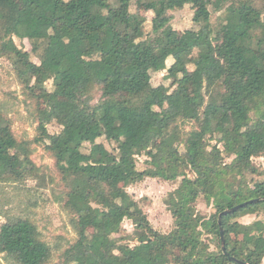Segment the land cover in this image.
<instances>
[{
  "label": "trees",
  "instance_id": "1",
  "mask_svg": "<svg viewBox=\"0 0 264 264\" xmlns=\"http://www.w3.org/2000/svg\"><path fill=\"white\" fill-rule=\"evenodd\" d=\"M134 1L142 5L0 0V55L25 88L46 94L42 103L37 97L36 143L56 161L77 234L52 263L53 251L35 224L9 219L0 227V255L11 264H262L264 220L245 225L239 219L264 213V182L250 186L246 179L258 174L253 159L264 158V0L262 8L226 7L228 0H148L154 17L146 42L147 19L131 12ZM186 6L197 29L179 33L169 13ZM210 6L226 12L217 30ZM14 38L31 42L40 64ZM163 71L172 86H152V74ZM53 122H62L57 135L47 129ZM188 124L190 131L182 129ZM100 139L116 144V151ZM31 153L0 112V183L33 178ZM143 155L148 168L139 171L136 158ZM226 157L234 159L227 164ZM146 179H181L166 201L174 220L170 233L155 230L126 190ZM201 197L216 210L208 220L197 212ZM255 200L220 226L223 212ZM124 220L135 228V246L114 237ZM205 234L217 239L216 250Z\"/></svg>",
  "mask_w": 264,
  "mask_h": 264
},
{
  "label": "rangeland",
  "instance_id": "2",
  "mask_svg": "<svg viewBox=\"0 0 264 264\" xmlns=\"http://www.w3.org/2000/svg\"><path fill=\"white\" fill-rule=\"evenodd\" d=\"M114 3V0H110ZM142 5L137 6L133 2L132 13L139 12L147 19L145 23L146 42L152 32L153 13L148 10L146 2L141 0ZM215 1V0H212ZM242 3H253L262 8L263 3L260 0H228L226 5L234 4L236 6ZM24 6V1L21 2ZM212 14L211 23L214 30L219 29L223 23L226 12L215 11L210 6ZM172 16L171 26L179 33L187 30L197 29L193 23L194 10L191 6H186L182 10H175L169 13ZM8 35H12L11 32ZM16 45L24 51L30 53L31 60L40 64L38 54L32 52V44L28 40H19L14 38ZM197 52H195L196 56ZM173 63L172 59L167 62V67ZM193 70V67H190ZM167 71L152 74V86L158 87L164 85L172 86V80L167 79ZM47 92L53 91V83L50 81L45 84ZM37 97H41V103L46 99V94L42 93L40 88L35 92L25 88L17 78L12 62L0 55V112L6 116L12 124L13 134L19 142L28 143L31 148V159L37 168V173L33 178H29L21 183H0V227L8 222L9 219H28L37 227L42 241L50 246L53 251L52 263L61 261L62 253L69 248L77 239V234L72 225L73 215L66 210L64 206V196L66 185L57 167L53 156L46 151L44 144H37L36 140L40 138L37 131L39 123L37 121ZM124 99L125 95H120ZM99 94L96 95V102ZM193 126L188 124L182 129L190 131ZM51 135H57L62 131V122H53L47 126ZM98 143L109 150L116 151V144L108 142L105 139L98 140ZM212 145H216L213 142ZM223 150L222 145H219ZM89 146H86V151ZM234 158L226 157L225 162L230 164ZM137 168L144 171L148 168L146 162L148 158L143 155L136 158ZM253 164L258 169L257 175H247L246 179L250 186L254 182H264V158L253 159ZM189 177L195 179V176L189 173ZM181 179L176 182H166L161 179H146L143 182L131 185L126 188L136 203L147 215L153 228L162 234L170 233L174 229V220L168 210L166 201L169 195L180 185ZM197 212L204 218L210 219L216 213L213 204L207 202L201 197L196 205ZM257 220H264V213L260 215H249L239 219V222L249 225ZM135 228L131 221L124 220L123 230L119 235L114 236L120 241V244L135 246L134 240ZM204 241L211 246V250H216L217 239L214 236L205 234ZM0 264L8 263L0 255ZM264 264V261L263 263Z\"/></svg>",
  "mask_w": 264,
  "mask_h": 264
},
{
  "label": "water",
  "instance_id": "3",
  "mask_svg": "<svg viewBox=\"0 0 264 264\" xmlns=\"http://www.w3.org/2000/svg\"><path fill=\"white\" fill-rule=\"evenodd\" d=\"M254 202H257V200H255V201H250V202H248V203H244V204H242V205H239V206H237V207H234V208H232V209H229V210H226L225 212H223V213L220 215V217H219V224H220V226H221V223H222L221 221H222L223 217H225V216H227V215H229V214H232V213H234V212L240 210L241 208L246 207L248 204H251V203H254ZM221 239H222V246H223V249L225 250V239H224V233H223V229H222V228H221ZM239 263H241V264H245V263H242V262H239Z\"/></svg>",
  "mask_w": 264,
  "mask_h": 264
}]
</instances>
